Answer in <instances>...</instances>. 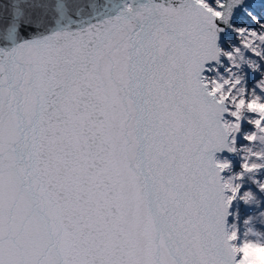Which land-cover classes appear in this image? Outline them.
<instances>
[{"label":"snow or ice","instance_id":"snow-or-ice-1","mask_svg":"<svg viewBox=\"0 0 264 264\" xmlns=\"http://www.w3.org/2000/svg\"><path fill=\"white\" fill-rule=\"evenodd\" d=\"M0 264H264V0H0Z\"/></svg>","mask_w":264,"mask_h":264}]
</instances>
